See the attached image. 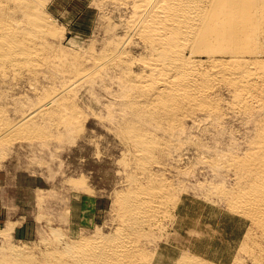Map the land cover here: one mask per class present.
I'll return each instance as SVG.
<instances>
[{
  "label": "bare ground",
  "instance_id": "bare-ground-1",
  "mask_svg": "<svg viewBox=\"0 0 264 264\" xmlns=\"http://www.w3.org/2000/svg\"><path fill=\"white\" fill-rule=\"evenodd\" d=\"M102 1L117 18L84 50L62 44L45 0H0V165L23 142L52 154L91 115L122 148L107 231L53 228L36 252L10 224L0 264H223L159 262L200 170L213 179L193 189L247 221L228 263L264 264V0Z\"/></svg>",
  "mask_w": 264,
  "mask_h": 264
},
{
  "label": "rangeland",
  "instance_id": "rangeland-1",
  "mask_svg": "<svg viewBox=\"0 0 264 264\" xmlns=\"http://www.w3.org/2000/svg\"><path fill=\"white\" fill-rule=\"evenodd\" d=\"M97 1L45 0L47 15H50L54 25L58 26V33L61 29V32L65 33L60 35L63 36V45L71 46L73 43L85 50L91 40H99L98 37H101L97 25H106L110 18V23L115 22L117 14L111 12L110 7L105 6L102 0ZM102 4L105 7H102ZM102 8L104 9L101 10ZM79 103L87 113L90 110L86 109V105L91 111L100 110L96 103L97 107L93 102L83 100ZM83 126L80 125V130L77 128L72 135H62V140L57 143L59 146L50 148L53 150L52 154L49 150H28L27 144L23 142L17 147L22 151L13 148L12 153L8 152L7 159L5 157L0 165L3 167L0 168V229L11 224L19 243H25L36 252L37 246L38 251L45 248L44 244H40L41 239L49 241L53 238L50 235L54 232L53 228L58 227L57 231L62 230V233L79 237L86 232H96L100 228L101 232L107 231L108 222H111L109 220L112 216L113 191L120 189L122 184L118 169L122 148L97 124L92 115ZM204 140L210 141L209 137ZM188 155V160L195 157L193 152ZM203 171L200 170L194 177H190L186 181L188 190L185 188L179 193L181 204L178 219L181 227L166 228V233L170 235L169 240H166V233L159 237L161 263L177 257L180 253L188 252L204 259L229 264L230 252L238 245L243 229L247 226L243 217L228 212L223 203L217 201L215 204L216 200H211L212 203L210 200L206 202L207 199L193 189V185L199 181L207 183L213 179L209 172L205 174ZM17 240L11 238V242L16 243Z\"/></svg>",
  "mask_w": 264,
  "mask_h": 264
}]
</instances>
